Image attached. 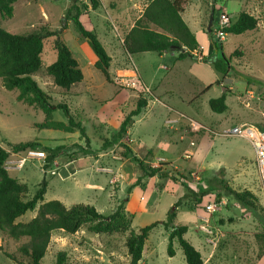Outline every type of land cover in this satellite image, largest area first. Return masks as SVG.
I'll return each mask as SVG.
<instances>
[{
  "label": "rangeland",
  "instance_id": "rangeland-1",
  "mask_svg": "<svg viewBox=\"0 0 264 264\" xmlns=\"http://www.w3.org/2000/svg\"><path fill=\"white\" fill-rule=\"evenodd\" d=\"M150 1L98 0L94 9L91 0H17L11 17L0 14V26L12 33L51 32L44 38L43 63L33 77L50 96L51 103L68 106L75 121L85 127L87 136L86 139L79 130L41 128L45 112L18 100V91L4 87L0 78V146L10 152L6 162L9 174L27 184V199L46 182L44 201L58 199L67 207L86 203L105 216L123 202L133 216L126 232L95 233L88 225L75 233L54 231L42 264H55L61 250L67 252L64 264H131L127 237L131 230L137 232L154 222L158 224L149 232L143 259L138 264H187L177 241L176 254L168 255L169 230L163 223L170 210L176 211V224L188 226L184 237L201 252L203 264H264V253L258 256L264 241L257 238V233L264 230L260 216L264 217V193L255 152L247 139L222 134L226 128L243 122L263 123L264 0H186L183 12L199 39L197 60L211 63V57L217 59L223 53L230 57L237 73L252 78L251 83L239 79L234 71L224 78L210 65L191 57L179 60L178 51L164 52L163 57L155 51L127 55L125 35ZM213 9L230 10L234 20L240 12H248L257 18V26L242 34L227 33L216 48L215 40L210 42L206 32ZM78 10L84 25L97 34L112 58L111 82L95 66L97 56L72 20ZM58 39L71 49L85 75L70 89L56 86L45 69L57 58ZM203 56L207 59L202 60ZM136 67L143 80H138ZM212 77L217 79L215 83ZM220 85L228 88L230 107L217 113L210 108L209 100L222 94ZM140 96L147 98V106L133 118L122 141L147 167H160L179 180L143 176L141 184L129 193L130 183L143 171L131 157L121 159L116 146L103 150L102 144L117 131L125 115L136 108ZM52 119L68 124L61 108L53 112ZM198 123L206 128L197 129ZM28 141L42 143L36 149L44 151L46 157L13 152L12 144ZM47 148H57V155L51 160ZM82 149L89 153L84 154ZM125 162L130 165L127 171L122 169ZM186 185L195 193L188 192ZM224 186L251 192L257 211L235 203ZM202 191L208 193L198 202ZM186 193L188 196L181 200ZM211 203L216 206L215 211L206 208ZM233 205L241 208V216L233 211ZM37 211L38 206L16 222L31 220ZM28 241L27 237H11L0 228V264H18L6 252L27 264L19 247Z\"/></svg>",
  "mask_w": 264,
  "mask_h": 264
},
{
  "label": "trees",
  "instance_id": "trees-1",
  "mask_svg": "<svg viewBox=\"0 0 264 264\" xmlns=\"http://www.w3.org/2000/svg\"><path fill=\"white\" fill-rule=\"evenodd\" d=\"M17 0H0V14L11 17L14 11V3ZM215 1V0H214ZM92 7L96 9L99 5L98 0H91ZM186 0H151L140 17L136 19L124 38V46L128 53L141 52H173L178 51L179 60L191 57L198 58L199 43L196 35L191 30L187 22L183 19L182 13L185 10ZM71 8H68V11ZM214 11V23L219 13ZM218 12L217 16L216 13ZM80 11L72 16V20L78 29L79 35L88 40L89 45L97 56L95 66L103 73L105 79L111 82L110 65L111 56L99 40L97 34L84 25L80 18ZM257 18L245 11L237 16L236 20L225 28L227 33L242 34L253 30L257 26ZM33 32L30 34H17L5 30L0 26V78L2 84L9 90H17V99L29 106H38L46 114V120L40 125L41 128L59 129L66 132L79 130L81 135L87 139L86 129L81 122H76L70 114L68 106L64 103L53 104L50 96L42 89L34 79L42 66V53L44 48V38L49 35ZM217 48V42H213ZM57 58L53 63L47 65L46 72L56 86L70 89L74 84L80 83L84 79V72L77 58L71 49L60 39L56 41ZM196 51V52H195ZM207 59L206 56L202 60ZM214 69L221 73L224 78L234 71L236 76L246 81L253 82L250 76H243L235 71L231 64L230 57L223 53L212 63ZM260 80H258L259 82ZM220 96L209 100L210 108L217 113L227 110L226 95L228 88ZM146 97L140 96L137 100L136 108L125 115L119 128L110 139H106L102 144V149L116 146V154L121 159L131 157L138 163L143 174L138 176L128 187L130 193L132 188L141 184L143 176L170 177L178 182V178L172 172L164 171L160 167H147L143 160L133 154L129 144L122 140L128 134L129 129L134 123L133 118L139 115L143 108L147 106ZM61 108L68 117V124L63 121L52 119L53 112ZM39 141H28L25 143L12 144L13 152L27 151L41 147ZM51 151L49 160L57 155V148H47ZM84 154L89 153L87 149H82ZM10 152L0 146V228L6 229L7 233L14 238L27 237L29 241L23 243L19 250L28 259L27 264H42L46 255L52 233L56 230H63L66 233H75L84 225L89 226V230L95 233H119L126 232L132 226L133 216L130 215L124 203L118 204L116 209L108 216L101 214L93 205L86 203H75L67 207L58 199L44 201L47 183L32 197L27 199L28 192L26 183L20 182L11 176L6 167V162ZM129 163L125 162L122 169L127 171ZM125 167V168H124ZM132 167V166H131ZM188 192L195 193L192 188L186 185ZM226 194L235 200L241 207L257 211L255 208V196L249 191H236L228 186H224ZM208 192L202 191L197 196V201L201 202L203 196ZM220 196L222 193H218ZM188 194L181 197L186 198ZM128 199L126 198L125 201ZM178 204H180V201ZM38 206L36 216L27 222H16V219L28 211H33ZM260 214V213H259ZM176 211L170 210L164 221L165 229L169 230L168 255L173 257L176 254L174 241L181 246L187 264H203V257L199 250L188 241L184 235L188 231L185 224H176ZM261 218L264 217L260 214ZM158 224L154 222L142 227L139 231L131 230L127 237L126 245L130 255L131 264H138L143 257L145 241L149 232ZM264 224V223H263ZM257 238L264 241L263 232L257 233ZM264 249L259 252L260 257ZM18 264L23 261L14 254L7 253ZM67 259V252L61 250L57 254L55 264H64Z\"/></svg>",
  "mask_w": 264,
  "mask_h": 264
},
{
  "label": "built area",
  "instance_id": "built-area-1",
  "mask_svg": "<svg viewBox=\"0 0 264 264\" xmlns=\"http://www.w3.org/2000/svg\"><path fill=\"white\" fill-rule=\"evenodd\" d=\"M234 16L230 10H222L213 25L212 28V41L220 43L226 38L227 32L226 27H229L234 22ZM202 47V45H201ZM263 123L261 124H248L241 123L237 125H232L222 131V134L227 137H242L247 139L253 146L255 152V166L257 173L261 182L262 191L264 193V113L262 115ZM206 128L201 124H197V129ZM193 143V142H192ZM27 154L29 157L45 158V152L37 149H28ZM23 160L20 164H23ZM206 208L209 211H215L216 206L214 203L207 204Z\"/></svg>",
  "mask_w": 264,
  "mask_h": 264
},
{
  "label": "crops",
  "instance_id": "crops-1",
  "mask_svg": "<svg viewBox=\"0 0 264 264\" xmlns=\"http://www.w3.org/2000/svg\"><path fill=\"white\" fill-rule=\"evenodd\" d=\"M146 7H147V5H146V6L144 7V9L141 11V13L138 15V17L141 16V14L144 12V10H145ZM185 10H186V8H185ZM185 10H184V11H185ZM182 16H183V13H182ZM138 17H137V18H138ZM183 19L185 20L184 17H183ZM185 21H186V20H185ZM186 22H187V21H186ZM187 24H188V22H187ZM133 25H134V23H133ZM133 25H132V26H133ZM188 25H189V24H188ZM189 27H190V26H189ZM191 30H192V29H191ZM192 31H193V30H192ZM198 32H201V30H199ZM202 32H203V31H202ZM194 34L196 35V38H197V33H194ZM198 40H199V39H198ZM200 43H201V42H200ZM201 44H202V43H201ZM202 45H203V44H202ZM204 49H205L204 51L206 52V54H208V46H207V45L204 46ZM205 52H204V53H205ZM134 54H135V53H134ZM127 55H129L130 57H132L133 54L127 52ZM159 55H160L161 57H163V53H160ZM195 60H196V62H198V63H205V64L210 65V67H212V69H213V71H214V67H213L212 63H208V62L200 61V60H197V59H195ZM136 68H137V70H138V71H137V72H138V75H137V76H138V77H137L138 80H139V78L142 79V74H141L139 68H138V67H136ZM129 71L131 72V71H133V70L130 69ZM84 79H85V75H84ZM84 79H83V80H84ZM125 79H128V78L125 77ZM133 79H134V78H133ZM135 79H136V77H135ZM135 79H134V80H135ZM142 80H143V79H142ZM211 81H212L213 83H215V82L217 81V79H216L215 77H212V78H211ZM135 83H136V82H135ZM143 83H144V81H143ZM220 86H221V93H223L224 91H226V88H225L224 86H222V85H220ZM207 89H208V87H207L206 89H204L203 91H205V90H207ZM228 95H229V94H228V92H227V95H226V103H227V105H228V108H227V109H229V107H230V104H229V102L227 101V99H228ZM234 114H236V111L234 112ZM243 123H244V122H243ZM245 123H247V122H245ZM6 167H7V166H6ZM7 169H8V167H7ZM8 171H9V170H8ZM142 259H143V257H142ZM142 259L140 260L139 263H141Z\"/></svg>",
  "mask_w": 264,
  "mask_h": 264
},
{
  "label": "water",
  "instance_id": "water-1",
  "mask_svg": "<svg viewBox=\"0 0 264 264\" xmlns=\"http://www.w3.org/2000/svg\"><path fill=\"white\" fill-rule=\"evenodd\" d=\"M213 23H214V12L212 11L210 14L208 25L206 27L207 36H208V39L210 42H212V25H213ZM215 58H216L215 56L211 57L210 62L213 63L215 61ZM232 209L238 216H241V214H242L241 208L238 205H233Z\"/></svg>",
  "mask_w": 264,
  "mask_h": 264
}]
</instances>
